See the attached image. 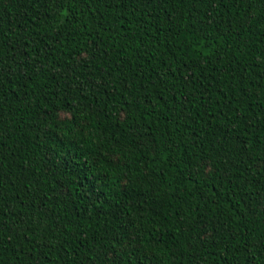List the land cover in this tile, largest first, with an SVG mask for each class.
Returning <instances> with one entry per match:
<instances>
[{"label": "trees", "instance_id": "obj_1", "mask_svg": "<svg viewBox=\"0 0 264 264\" xmlns=\"http://www.w3.org/2000/svg\"><path fill=\"white\" fill-rule=\"evenodd\" d=\"M0 264H264V0H0Z\"/></svg>", "mask_w": 264, "mask_h": 264}]
</instances>
